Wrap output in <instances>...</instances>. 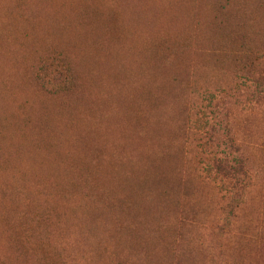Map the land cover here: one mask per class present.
Here are the masks:
<instances>
[{
  "label": "trees",
  "instance_id": "1",
  "mask_svg": "<svg viewBox=\"0 0 264 264\" xmlns=\"http://www.w3.org/2000/svg\"><path fill=\"white\" fill-rule=\"evenodd\" d=\"M174 1L0 0V264H248L264 0Z\"/></svg>",
  "mask_w": 264,
  "mask_h": 264
},
{
  "label": "rangeland",
  "instance_id": "2",
  "mask_svg": "<svg viewBox=\"0 0 264 264\" xmlns=\"http://www.w3.org/2000/svg\"><path fill=\"white\" fill-rule=\"evenodd\" d=\"M235 127L242 147L246 148L250 156L254 168L253 173L257 171L258 182L252 188L251 195L253 199L256 196L257 210L263 219V221H257L253 235L255 240L247 238V246L252 247L253 250V255L247 256L248 264H264V107L257 106L249 113L239 114ZM208 191L209 186L207 185ZM205 201L209 203L207 198ZM77 236H79L78 231L75 232L74 237Z\"/></svg>",
  "mask_w": 264,
  "mask_h": 264
},
{
  "label": "bare ground",
  "instance_id": "3",
  "mask_svg": "<svg viewBox=\"0 0 264 264\" xmlns=\"http://www.w3.org/2000/svg\"><path fill=\"white\" fill-rule=\"evenodd\" d=\"M102 1V0H101ZM104 1H106V0H104ZM114 1V0H113ZM133 1V0H132ZM174 1V0H173ZM181 1V0H180ZM183 1V0H182ZM88 2H90V1H88ZM174 2H176V1H174ZM178 2H179V0H178ZM199 2V1H198ZM42 3V2H41ZM120 3V2H119ZM118 3V4H119ZM132 3V2H131ZM187 3V2H186ZM32 4V3H31ZM92 4V3H91ZM103 4V3H102ZM101 4V5H102ZM129 4V3H128ZM175 4V3H174ZM73 5V4H72ZM136 5V3L134 2V5L133 6H135ZM89 6V5H88ZM104 6H105V4H104ZM65 7H66V5H65ZM44 8V7H43ZM99 8V7H98ZM201 8V7H200ZM24 9V8H23ZM125 9V8H124ZM128 11H129V9H127ZM132 10V9H131ZM130 10V11H131ZM146 10V9H145ZM196 10V9H195ZM147 11V10H146ZM60 12V11H59ZM115 12V11H114ZM98 13V12H97ZM137 13H138V11H137ZM142 12H140L139 14H141ZM125 14V13H124ZM128 14V13H127ZM204 14V13H203ZM202 14V15H203ZM98 15V14H97ZM142 15V14H141ZM129 16V15H128ZM127 16V17H128ZM177 16V15H176ZM192 16H193V14H192ZM72 17V16H71ZM126 17V18H127ZM10 18V17H9ZM96 18V17H95ZM114 18H115V16H114ZM129 18V17H128ZM138 18H140V16H138ZM123 19V18H122ZM125 20V19H124ZM127 20V19H126ZM136 20V19H135ZM179 20V19H178ZM184 21V20H183ZM129 22V21H128ZM86 23V22H85ZM91 24V23H90ZM133 24V23H132ZM173 25H174V22H173ZM176 25V24H175ZM170 26V25H169ZM91 28V27H90ZM102 28V27H101ZM164 28V27H163ZM127 29V28H126ZM60 30V29H59ZM134 31V30H133ZM144 31V30H143ZM81 32V31H80ZM125 32V31H124ZM106 33V32H105ZM133 33H135V32H133ZM158 34V33H157ZM128 35V34H127ZM133 35V34H132ZM147 35V34H146ZM163 35V34H162ZM123 36V35H122ZM121 36V37H122ZM129 37V36H128ZM127 37V38H128ZM93 39V38H92ZM125 39V38H124ZM129 39V38H128ZM105 40V39H104ZM120 40H121V38H120ZM127 40V39H126ZM83 41V40H82ZM73 43V42H72ZM147 43H149L148 41H147ZM121 45H123V44H121ZM131 45H132V43H131ZM148 46V45H147ZM109 47H110V44H109ZM126 47H128V46H126ZM127 49V48H126ZM140 50V49H139ZM148 50V49H147ZM128 51V50H127ZM142 52V51H141ZM82 54V53H81ZM131 54V53H130ZM159 55V54H158ZM120 57V56H119ZM103 59H104V57H103ZM134 59V58H133ZM129 60V59H128ZM138 61V60H137ZM174 63V62H173ZM132 71H134L133 69H131ZM113 71V70H112ZM129 73H131V72H129ZM145 73V72H144ZM180 74V73H179ZM133 75V74H132ZM139 75V74H138ZM170 77V76H169ZM110 78V77H109ZM124 82H127V81H124ZM151 82V81H150ZM135 83V82H134ZM125 84V83H124ZM108 86V85H107ZM139 87H141V85H138ZM17 87V86H16ZM132 90V89H131ZM103 91V90H102ZM128 91H130L129 90V88H128ZM136 91H137V89H136ZM126 93V92H125ZM143 93V92H142ZM118 94V93H117ZM106 95V94H105ZM110 98H112V97H110ZM140 98V97H139ZM146 98V97H145ZM160 98V97H159ZM173 99V98H172ZM16 102V101H15ZM172 102V101H171ZM101 103V102H100ZM165 111V110H164ZM121 115V114H120ZM138 117V116H137ZM170 128V127H169ZM97 220V219H96Z\"/></svg>",
  "mask_w": 264,
  "mask_h": 264
}]
</instances>
